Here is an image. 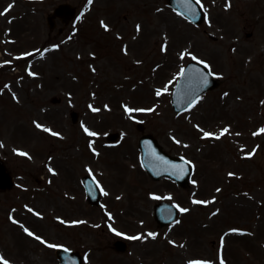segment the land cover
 Listing matches in <instances>:
<instances>
[{"label":"rangeland","instance_id":"374dc122","mask_svg":"<svg viewBox=\"0 0 264 264\" xmlns=\"http://www.w3.org/2000/svg\"><path fill=\"white\" fill-rule=\"evenodd\" d=\"M63 3L76 19L51 31ZM200 3L197 27L166 0H0V159L15 183L0 192V264H58L61 247L84 264H264V0ZM192 61L219 86L177 115L171 93ZM137 123L191 161L189 187L150 179ZM159 202L179 207L175 224L156 226Z\"/></svg>","mask_w":264,"mask_h":264},{"label":"water","instance_id":"95a60500","mask_svg":"<svg viewBox=\"0 0 264 264\" xmlns=\"http://www.w3.org/2000/svg\"><path fill=\"white\" fill-rule=\"evenodd\" d=\"M168 5L176 12L186 17L189 21L198 25L202 21V12L197 3L193 0H167ZM66 13L67 21L72 16V11L68 6H60L56 9L55 15L62 16ZM51 27L52 18L48 19ZM214 39L212 36H209ZM183 75L180 76L174 90L172 92V107L175 112L180 113L192 106L197 98L217 87L216 81L213 79L207 68L199 63H189L183 69ZM207 83H204V79ZM55 102V100H53ZM73 122H76L77 116L72 115ZM141 129V126H137ZM116 134L110 135L109 139L114 140ZM141 162L145 170L153 179L157 180L162 176L171 178L181 186H185L190 178L191 171L187 164L181 159H175L167 156L159 147L157 142L151 136H144L140 140ZM88 195L94 197V190L92 186L85 180ZM12 186L9 175L6 173L4 166L0 162V189H10ZM95 191V196H96ZM89 196V200L92 199ZM154 218L160 226L170 224L176 218L175 209L169 204H160L154 209ZM115 247L119 251H124L125 246L121 243H116ZM57 257L60 264H81V257L78 253L67 252L60 250L57 252Z\"/></svg>","mask_w":264,"mask_h":264},{"label":"snow or ice","instance_id":"6c2138e0","mask_svg":"<svg viewBox=\"0 0 264 264\" xmlns=\"http://www.w3.org/2000/svg\"><path fill=\"white\" fill-rule=\"evenodd\" d=\"M196 3L197 4H199L200 3V0H196ZM9 8H11V5L9 6ZM8 11V9H5V12H7ZM4 13H0V15H3ZM137 30L139 31L140 30V26L138 25L137 26ZM194 60L196 59V57H192ZM201 63H204V66L205 67H209V65H207L205 62H203V61H200ZM181 75H183V72L181 73ZM204 83H207V79L205 78L204 79ZM161 93L158 91L157 92V95H160ZM94 111H98V109H93ZM129 111H136V110H129ZM142 111V110H141ZM149 111H151V110H149ZM37 127H40V125H37ZM46 131H48V129H45ZM85 131L87 132V134L88 135H96L95 133H93V132H90L88 129H85ZM224 132H227V129H224L223 130ZM54 135H55V133H53ZM223 134V133H222ZM205 135L206 136H208V135H211L210 133H205ZM217 138H219V137H217ZM21 155H27L26 153H21ZM230 175H232L231 173H230ZM194 203H202L201 201H194ZM181 211H184V212H187L188 211V209H181ZM25 231L27 232L28 230L27 229H25ZM28 234L29 235H33L31 232H28ZM149 235L150 236H153V238H155L154 237V234H151V233H149ZM36 239H41L40 237H36ZM129 239H133V240H135V239H140V237L139 236H134V237H129ZM43 242V241H42ZM48 247H56V245H51V244H49L48 245ZM5 264H7V262H5ZM194 264H201V262H194ZM221 264H223V260H221Z\"/></svg>","mask_w":264,"mask_h":264}]
</instances>
